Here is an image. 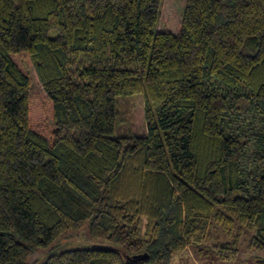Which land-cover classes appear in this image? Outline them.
<instances>
[{"label":"trees","instance_id":"trees-1","mask_svg":"<svg viewBox=\"0 0 264 264\" xmlns=\"http://www.w3.org/2000/svg\"><path fill=\"white\" fill-rule=\"evenodd\" d=\"M213 224L264 264V0H0V264L238 258Z\"/></svg>","mask_w":264,"mask_h":264},{"label":"rangeland","instance_id":"rangeland-1","mask_svg":"<svg viewBox=\"0 0 264 264\" xmlns=\"http://www.w3.org/2000/svg\"><path fill=\"white\" fill-rule=\"evenodd\" d=\"M136 100L138 106L142 105L143 101L141 97H138V99ZM127 108L130 109V102H119V118L115 129L116 136L124 134L130 135L132 133V119L127 114H125ZM136 119L137 115L135 116L134 120L135 128H137L138 126V124H136ZM140 227L143 229V222L141 223ZM253 233H255V231H242L239 235L237 230H234L231 233H226L222 230L221 227L213 224L211 225L209 233L206 239L204 240V244L207 246H211L217 243L236 241L240 249V254L238 258L224 261L219 260L218 258L213 257V255L199 253L194 245H190L182 251L173 253L169 259L168 264H262L261 259L263 257V251L260 249H253L248 246L250 236ZM78 247L115 248L121 251L124 257L127 258L126 252H124L122 246H118L106 240L91 239L88 235V227H84L83 229L77 232H71L67 236L61 238L55 246H52L50 248L39 249L38 251H36V253L32 255L31 262H34V264H41L45 260V258L50 254Z\"/></svg>","mask_w":264,"mask_h":264}]
</instances>
